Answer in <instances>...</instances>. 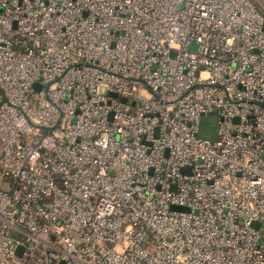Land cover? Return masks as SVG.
<instances>
[{
    "label": "built area",
    "instance_id": "1",
    "mask_svg": "<svg viewBox=\"0 0 264 264\" xmlns=\"http://www.w3.org/2000/svg\"><path fill=\"white\" fill-rule=\"evenodd\" d=\"M0 264H264L255 0H0Z\"/></svg>",
    "mask_w": 264,
    "mask_h": 264
},
{
    "label": "rangeland",
    "instance_id": "2",
    "mask_svg": "<svg viewBox=\"0 0 264 264\" xmlns=\"http://www.w3.org/2000/svg\"><path fill=\"white\" fill-rule=\"evenodd\" d=\"M259 7L264 10V3L263 6L257 0H255ZM219 126V117L218 114H211L207 116H202L200 120V137L202 138H209L214 140L217 136V130Z\"/></svg>",
    "mask_w": 264,
    "mask_h": 264
},
{
    "label": "water",
    "instance_id": "3",
    "mask_svg": "<svg viewBox=\"0 0 264 264\" xmlns=\"http://www.w3.org/2000/svg\"><path fill=\"white\" fill-rule=\"evenodd\" d=\"M173 208H174V209H177V208H182V207L173 206ZM255 225H256V226H259V223H256V222H255ZM23 249H24V248H23L22 246H20V247L18 248L17 253L20 255V254L23 252Z\"/></svg>",
    "mask_w": 264,
    "mask_h": 264
}]
</instances>
